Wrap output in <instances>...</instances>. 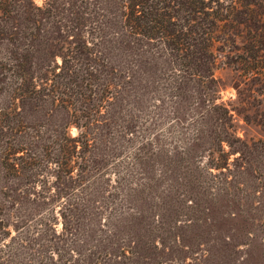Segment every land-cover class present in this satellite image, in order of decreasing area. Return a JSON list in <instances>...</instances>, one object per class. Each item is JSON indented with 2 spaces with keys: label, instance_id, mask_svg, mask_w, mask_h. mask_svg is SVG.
I'll return each instance as SVG.
<instances>
[{
  "label": "rangeland",
  "instance_id": "374dc122",
  "mask_svg": "<svg viewBox=\"0 0 264 264\" xmlns=\"http://www.w3.org/2000/svg\"><path fill=\"white\" fill-rule=\"evenodd\" d=\"M106 46L99 76L114 95L81 149L75 187L43 196L40 185L0 169L13 233L28 234L40 214L60 217L45 234L32 232L31 246L14 238L15 262L264 264V69L247 72L237 52L218 51L214 79L188 78L157 42L113 35ZM25 116L47 122L41 110ZM69 131L79 134L76 124ZM227 157L228 167L214 165Z\"/></svg>",
  "mask_w": 264,
  "mask_h": 264
},
{
  "label": "trees",
  "instance_id": "16d2710c",
  "mask_svg": "<svg viewBox=\"0 0 264 264\" xmlns=\"http://www.w3.org/2000/svg\"><path fill=\"white\" fill-rule=\"evenodd\" d=\"M113 35L157 42L172 68L188 78L214 79L218 51H235L245 71L261 72L264 0H0V169L40 185L38 194L64 196L65 187L79 181L81 149L92 144L114 95L110 79L99 76L108 66L106 41ZM28 109L41 110L47 122L30 123ZM72 124L79 128L76 136ZM229 164L227 157L214 165ZM59 219L57 213L40 214L28 234L23 227L13 233L0 207V264H22L14 260L11 241L31 246L32 232L45 234L43 226L55 228ZM122 251L127 256L129 249Z\"/></svg>",
  "mask_w": 264,
  "mask_h": 264
}]
</instances>
